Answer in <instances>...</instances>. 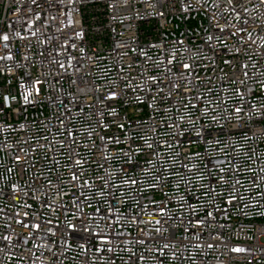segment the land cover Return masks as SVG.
I'll return each instance as SVG.
<instances>
[{
    "label": "built area",
    "instance_id": "1",
    "mask_svg": "<svg viewBox=\"0 0 264 264\" xmlns=\"http://www.w3.org/2000/svg\"><path fill=\"white\" fill-rule=\"evenodd\" d=\"M0 264H264V0H0Z\"/></svg>",
    "mask_w": 264,
    "mask_h": 264
}]
</instances>
